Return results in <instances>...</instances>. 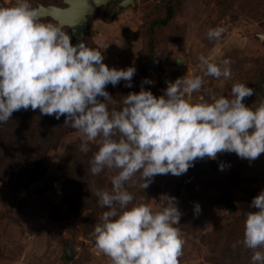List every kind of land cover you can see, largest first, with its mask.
Returning <instances> with one entry per match:
<instances>
[{"label": "rangeland", "instance_id": "1", "mask_svg": "<svg viewBox=\"0 0 264 264\" xmlns=\"http://www.w3.org/2000/svg\"><path fill=\"white\" fill-rule=\"evenodd\" d=\"M45 1L66 6L64 0ZM30 2L34 7L42 4ZM172 2L136 0L115 15L107 7L89 18L85 44L103 52L109 67L137 69L131 88L124 80L106 86L113 97L107 102L109 111L120 110L124 96L139 92L145 77L154 83L143 87L158 97L168 81L187 73L200 75L201 89L187 94L197 102L200 96L210 99L212 94L231 97L234 83L249 86L264 71V0ZM12 3L0 0V4ZM169 14L172 19L166 25L153 28L156 20ZM43 19L57 24L51 17ZM218 25L224 31L210 39L208 29ZM62 29L73 43L70 29ZM201 55L218 64L230 60L231 75H207ZM253 95L244 98L246 105L255 107L264 101ZM32 114L22 127L10 123L0 129V264H111L109 257L96 254L94 227L108 208L98 203L95 190L111 191V178L119 169L105 167L93 175L90 160L99 148L97 141H82L78 130L64 124V116L57 120L39 109ZM12 124L22 129L16 132ZM7 129L13 137H2ZM82 142L88 144V151L80 150ZM221 163L226 165L222 171ZM198 165H207L208 171ZM142 184L140 172L125 182L134 197L129 207L145 202L161 208L167 203L160 200L162 194L177 198L184 240L179 264H217L221 256L229 264H251L252 249L243 246L244 213L258 210L249 205L264 189V153L255 160L235 152L218 153L216 159L198 158L186 173L156 174L146 189ZM195 203L201 206L199 214L194 212ZM236 221L239 226L230 235L229 225ZM69 255L72 261L67 260Z\"/></svg>", "mask_w": 264, "mask_h": 264}, {"label": "clouds", "instance_id": "2", "mask_svg": "<svg viewBox=\"0 0 264 264\" xmlns=\"http://www.w3.org/2000/svg\"><path fill=\"white\" fill-rule=\"evenodd\" d=\"M223 31L218 25L207 35L219 38ZM199 59L207 75H231L230 60L218 64L204 55ZM103 61V52L83 41L73 44L30 0L0 4V124L14 111L30 107L57 120L64 116V124L78 130L82 141L96 140L91 173L119 169L111 178V191L95 190L98 203L108 208L94 227L96 254L103 253L111 264H179L184 240L177 198L162 194L160 200L167 203L161 208L145 202L129 207L134 197L125 182L140 172L146 189L156 174L181 175L198 158L216 159L218 153L255 160L264 153V101L246 105L244 98L255 90L236 82L231 97L212 94L192 102L187 94L200 90L204 80L187 73L168 81L158 97L143 87L154 83L145 77L139 92L124 96L120 110L109 111L107 102L113 97L106 86L124 80L131 88L137 69L109 67ZM80 150L88 151V144L82 142ZM225 167L219 165L221 171ZM249 207L258 210L244 213L243 244L253 250L251 264H264V189ZM200 211L195 203L194 212Z\"/></svg>", "mask_w": 264, "mask_h": 264}, {"label": "water", "instance_id": "3", "mask_svg": "<svg viewBox=\"0 0 264 264\" xmlns=\"http://www.w3.org/2000/svg\"><path fill=\"white\" fill-rule=\"evenodd\" d=\"M114 0H64L66 6L59 7L55 5L44 6L40 4L39 10L42 18L51 17L62 28L68 27L74 41L77 44L84 41L88 31L89 18L103 6L108 5ZM136 0H121L112 10L115 15L122 9L135 5ZM198 168L207 172V165H198ZM71 256V255H69Z\"/></svg>", "mask_w": 264, "mask_h": 264}, {"label": "trees", "instance_id": "4", "mask_svg": "<svg viewBox=\"0 0 264 264\" xmlns=\"http://www.w3.org/2000/svg\"><path fill=\"white\" fill-rule=\"evenodd\" d=\"M41 2H42V4L44 5V6H49L50 4H48L47 3V1H45V0H40ZM226 1L227 0H224V2L226 3ZM234 1H236V0H234ZM172 3H180V0H173V2ZM171 3V4H172ZM113 4V7H111L110 5V7L109 6H106V7H101L99 10H98V12L102 9L103 10V8H109V9H111V11L114 9V7L118 4H115V3H112ZM170 9L172 10V11H174V8L173 7H170ZM167 17L168 18H166V19H162V20H156L155 22H154V24H153V28L154 27H156V26H160V25H162V26H164V25H166L167 24V22L170 20V19H172V16L169 14V15H167ZM151 42L153 43L154 42V39L153 40H151ZM85 43L87 44V40L85 39ZM151 46H153L152 44H151ZM256 79H257V82H255V81H253V84H249V87H252L255 91H254V95H253V97L254 96H256L258 99H261L260 97H264V91L263 92H259V91H261V90H263L264 89V71L263 72H260L258 75H257V77H256ZM36 110H33V109H31L30 107H29V109H23V108H21L20 110H17V111H14L13 112V114H12V117L7 121V122H4L3 124H0V129H1V131L7 126V125H9L10 123H17V124H19L21 127H22V121H24L25 122V124L28 122V120L30 119V117H31V115H33L32 113L33 112H35ZM19 125H15V124H12L11 125V127L10 128H12V129H14L16 132H18V130H20V129H22V128H20L19 127ZM9 136V129H7L6 131H5V135L3 134L2 135V137H8ZM9 137H13V136H9ZM24 144V143H23ZM239 226V221H236V222H232L230 225H229V229H228V232L230 233V235H232V233L234 232V230H236V228ZM227 239H229L230 237L229 236H227L226 237ZM223 242V241H222ZM214 244V243H213ZM243 246H245V245H243ZM246 247V246H245ZM251 252H253V250H250ZM237 258H238V254H237ZM236 258V259H237ZM230 259H231V257H230ZM68 261H72V259L70 258V256L68 257V259H67ZM230 262H232V259L231 260H229ZM215 263H217V264H229V263H227V261L221 256V258H220V260L219 261H215Z\"/></svg>", "mask_w": 264, "mask_h": 264}]
</instances>
